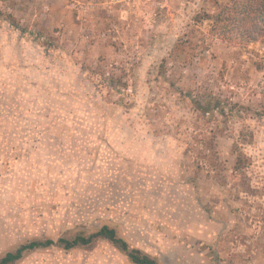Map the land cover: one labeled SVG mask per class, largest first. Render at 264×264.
Masks as SVG:
<instances>
[{
	"label": "rangeland",
	"instance_id": "374dc122",
	"mask_svg": "<svg viewBox=\"0 0 264 264\" xmlns=\"http://www.w3.org/2000/svg\"><path fill=\"white\" fill-rule=\"evenodd\" d=\"M229 2L0 0V257L107 225L157 264H264V40H221Z\"/></svg>",
	"mask_w": 264,
	"mask_h": 264
},
{
	"label": "trees",
	"instance_id": "16d2710c",
	"mask_svg": "<svg viewBox=\"0 0 264 264\" xmlns=\"http://www.w3.org/2000/svg\"><path fill=\"white\" fill-rule=\"evenodd\" d=\"M205 19L213 24L214 31L228 44L238 42L245 46L251 42L264 40V0H230L215 15H206ZM238 161L235 164L236 170H238ZM97 241L110 244L131 264H157L154 258L129 247L128 243L118 236L116 230L107 225L90 234L63 236L57 241L45 239L27 242L0 257V264H16L24 254L39 249L58 247L70 251L77 248H91Z\"/></svg>",
	"mask_w": 264,
	"mask_h": 264
}]
</instances>
